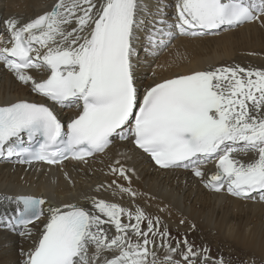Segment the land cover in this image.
<instances>
[{"label":"snow or ice","instance_id":"snow-or-ice-1","mask_svg":"<svg viewBox=\"0 0 264 264\" xmlns=\"http://www.w3.org/2000/svg\"><path fill=\"white\" fill-rule=\"evenodd\" d=\"M174 9L171 23L153 24L148 38L156 48L177 35L264 24V0H174ZM145 15L151 12L144 0H56L28 22L8 19L0 64L47 103L21 99L0 106V159L29 165L85 161L118 137L130 139L161 168L192 169L213 191L264 200V70L237 65L193 71L156 82L141 95L134 57ZM50 104L76 114L64 123ZM213 163L209 175L205 166ZM111 172L129 179V186L117 185L121 194L139 195L127 169ZM14 199L16 214L0 216V222L13 230L23 226L20 235L30 237L29 225L45 215L46 201ZM160 229V218L143 208L96 197L90 208L49 206L24 264H225L207 248L195 250L186 237L173 246L167 228ZM157 248H166L163 256Z\"/></svg>","mask_w":264,"mask_h":264},{"label":"bare ground","instance_id":"bare-ground-1","mask_svg":"<svg viewBox=\"0 0 264 264\" xmlns=\"http://www.w3.org/2000/svg\"><path fill=\"white\" fill-rule=\"evenodd\" d=\"M55 2L0 0V36L5 40L9 38L5 24L8 19L17 18L21 22H28L44 13V10L49 11ZM144 2L151 15L143 17L144 24L137 33L135 48L139 56L135 75L139 86L143 84L147 73L153 74L147 82L156 83L209 68L238 65L245 69L264 70V24L258 21L202 38L177 35L178 39L167 47L157 49L161 53L156 57V47L148 37L153 31V22L160 19L172 22L174 0ZM161 11L165 15L162 16ZM144 42L151 46L144 47ZM29 97L37 95L0 64V105ZM11 164L0 159V216H14L18 206L14 198L18 195H44L48 199L42 206L45 215L29 225L32 229L30 237L20 235L24 228L13 230L0 222V264H24L26 254L36 246L39 235H42L49 206L79 204L90 208L93 197L116 202L133 210L138 206L148 215L161 217L168 230L179 231L177 233L190 237L191 234H197L200 238L198 244L217 248L226 255L241 250L255 264L259 261L264 263V203L211 192L193 172L157 169L129 143L115 142L104 153L88 160L87 164L68 161L61 166L43 168ZM120 167L128 170L130 186L139 194L135 198L121 194L117 188V185L129 186V179L111 172L112 168ZM210 167L205 166L206 173ZM100 185L105 187L97 191ZM108 185L112 187L108 188ZM5 196L13 199H4ZM172 244L175 246L176 242ZM180 246L184 247L182 244ZM157 251L163 256L166 248H157ZM175 258L180 259L179 256Z\"/></svg>","mask_w":264,"mask_h":264},{"label":"rangeland","instance_id":"rangeland-1","mask_svg":"<svg viewBox=\"0 0 264 264\" xmlns=\"http://www.w3.org/2000/svg\"><path fill=\"white\" fill-rule=\"evenodd\" d=\"M150 26V25H149ZM166 37H164V39H165ZM149 216H151V217H159V216H155V215H153V214H150ZM160 218V220H161V231H163L164 230V225H165V221L161 218V217H159ZM142 226H144V225H142ZM168 230V229H167ZM168 232H170V234H171V243L173 242V241H175V242H177L179 239H181V237H183L182 239H181V241L186 237L187 238V240L189 241V243H191V244H193L194 246H195V250H199V249H201V248H207V249H209L210 251H209V253H208V255L209 256H211V257H213V258H215L216 260L218 259V258H223V260H224V262H225V264H255L253 261H252V258L251 257H249V256H247V255H245V253L243 252V251H241V250H238L237 252H234V253H231V254H228V255H226V253H224V252H222V251H220L219 249H217V248H214V247H211V246H209V245H207L208 247H205L206 246V244H205V246H203V245H201V243H197L198 242V240H200V238L198 237V235L197 234H191V237L190 236H187V235H185V234H183V233H177V232H179V231H175L174 232V230H172V229H169L168 230ZM190 238V239H189ZM190 240H191V242H190ZM158 241H159V239H157V243H158ZM183 245V244H182ZM198 245V246H197ZM174 246V245H173ZM198 248V249H197ZM222 248V247H221ZM244 254V255H243ZM252 262V263H251ZM256 264H264V263H261L260 261L258 262V263H256Z\"/></svg>","mask_w":264,"mask_h":264}]
</instances>
